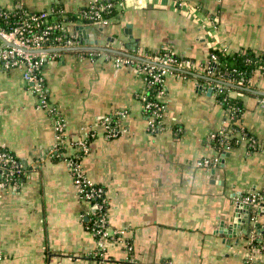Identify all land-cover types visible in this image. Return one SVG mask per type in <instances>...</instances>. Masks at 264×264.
<instances>
[{"label":"crops","instance_id":"1","mask_svg":"<svg viewBox=\"0 0 264 264\" xmlns=\"http://www.w3.org/2000/svg\"><path fill=\"white\" fill-rule=\"evenodd\" d=\"M91 1L0 0V7L60 6L74 14ZM115 1L104 23H65L94 51L48 52L42 69L50 102L67 122L65 156L94 133L82 167L105 187L109 229L120 232L104 264H245L247 240L264 224V71L229 91L241 101L237 123L248 137L220 155L210 135L229 122L230 111L208 82L230 83L207 67L213 49L264 57V0ZM164 49L192 65L165 75L161 127L151 132L144 76L115 58L149 61ZM90 51L97 54H84ZM22 70L0 67V147L26 168L19 188L0 189L1 264H97L87 258L96 248L86 227L89 203L66 161L54 158L52 119ZM113 117L119 135L107 138L105 122ZM215 158L211 167L200 165ZM246 194L260 196L254 219Z\"/></svg>","mask_w":264,"mask_h":264},{"label":"built area","instance_id":"2","mask_svg":"<svg viewBox=\"0 0 264 264\" xmlns=\"http://www.w3.org/2000/svg\"><path fill=\"white\" fill-rule=\"evenodd\" d=\"M117 2L112 0H93L88 5L86 10H78L74 14L78 18L77 22L83 23L85 19L97 20L96 23H104L107 20L105 15L117 9ZM53 11V10H52ZM62 12H64L62 10ZM52 13V12H47ZM47 14H42L40 16H33L32 23L27 20L24 21L23 25L15 28L11 32H5L0 29V67L4 69L10 68H22L23 78L29 84V88L33 91L37 98L38 107L44 109L50 115L55 130V139L51 151L55 154H63L64 161H66L70 173L72 175L73 183L78 190L79 197L89 203L88 212H92L93 218L90 220L87 229L93 234L96 241V248L92 251L93 255L98 256L99 251H103L101 255L104 257V260L100 264H104L106 260V250L108 243L115 241L118 238L120 232H111L109 229V218L108 213L105 211V201L102 200V195L104 190L93 183L90 178H88L82 167V158L76 159L74 155L65 156L64 152H60V146L65 144V130L67 127L66 119L60 115L57 107H55L51 102L48 94L46 80L43 76L42 69L46 62V59L50 57L48 53H42L41 50L44 49H60V48H72V47H81V38L80 36L73 34L68 31L64 23H60V29L63 33L62 36L57 37L59 41L58 45L46 47L44 42L47 39L50 30H44L39 34H34L31 37H24L22 33L29 27L40 26L42 23L47 22ZM8 43H12L9 45ZM91 52V51H90ZM54 54L58 53L57 51L53 52ZM54 57V56H53ZM52 57V58H53ZM214 60L216 57L213 56ZM115 61L117 64H131V58H120L116 57ZM150 63V65L144 68V72L149 74L153 78H157L159 81L162 80V75H166L170 71V67H174L177 63L176 59L173 56L167 55L165 59L158 57L155 61L145 60ZM184 64L188 66L192 65V62L189 60H184ZM161 68H158L156 66ZM216 68V65H213V68ZM151 82L149 83V85ZM238 85L245 86V81L242 78L238 81ZM211 88H216L219 92H222L224 86L223 83H216L211 86ZM145 100L143 95L142 97ZM145 111H152V115L148 116V129L151 132H155L160 129V123H156L157 118H161L164 112V106L159 105L154 102H148L144 105ZM237 110V109H234ZM233 110V111H234ZM231 112V111H230ZM233 117L230 114L229 122ZM226 122L224 127L220 130V134L223 136L227 135V132L231 129ZM113 123V124H112ZM106 126V136L107 138H114L119 135V128L116 125L114 120L107 118L105 122ZM217 131V132H218ZM238 134L242 136L241 132ZM215 132L210 135L211 138H215ZM94 137V133L90 132L86 135L84 140L79 143L78 152H84L86 154L89 150V139ZM243 138H246L245 134ZM78 156V155H77ZM218 162V158L214 160H204L200 162L201 166L211 167L213 164ZM25 165L22 162H19L15 156L10 155L7 152L0 151V178H4V181H0V189L7 187L19 188L21 185L17 182L14 184L11 183L12 176L15 173L19 175L24 173ZM94 200V201H92ZM92 202V203H90ZM260 196L257 194H249L243 197V203L248 205L249 208L253 209L252 219L256 216V209L260 205ZM87 212V213H88ZM262 226V225H261ZM262 232L256 231L251 232L249 239L247 240V256L245 259V264H264V254L261 252L264 251V242H260L255 245L254 241L256 238H262ZM3 260L2 254H0V264ZM97 262V261H96ZM98 264V262H97Z\"/></svg>","mask_w":264,"mask_h":264},{"label":"trees","instance_id":"3","mask_svg":"<svg viewBox=\"0 0 264 264\" xmlns=\"http://www.w3.org/2000/svg\"><path fill=\"white\" fill-rule=\"evenodd\" d=\"M112 1L117 2L115 0H112ZM86 9H88L87 6L80 8V10H86ZM62 10H63V8H61L60 6H54L52 13H47L45 11L27 12L26 9H24V8H15L13 10H10V9L4 8V7H0V29L4 30L5 32H11L15 28L22 26L24 21H26V20L28 22L32 23V21H33L32 17L33 16H40L42 14H47V16H46L47 22L46 23H42V24H40V26L29 27L22 33V35L24 37H31L34 34H39V33L43 32L44 30H50L51 33H49V35L47 36V39L44 42V45L46 47L56 46L59 43V41L57 40V37L63 35V33L59 27L60 23H64V22L67 23L70 21L71 22H74V21L77 22L78 21V18L75 16V14L67 13L64 10H63L64 12H62ZM116 10L117 9L115 8L114 11H112L109 14H106L104 16L105 19L106 20L111 19L114 16ZM96 21L97 20H93V19H91V20L85 19V20H83V24H86V25L95 24ZM84 54L96 55L97 52H84ZM167 55L173 56L176 59L177 63L175 66L182 64L184 60H190V59H187V58H184L181 56H177L176 54H174L170 50H166V49L160 51L159 53H157L155 55H152L151 60L155 61L158 57H160L161 59H165V57ZM213 56L216 57V60H214ZM131 60H132L131 65L135 69H137L139 72H141L144 76V79H145L146 86H145V91L142 94V97H143V95L145 97V100L142 98L143 104L146 105L148 102H154V103H157L159 105L164 106V103L162 101L163 100L162 97L166 93V85H165L166 76L162 75V80L159 81L157 78H153V77L149 76V74L144 72V68H146L150 65L149 62L145 61L143 58H131ZM214 64L216 65V68L214 70H212ZM156 67H157V69L161 68L159 66H156ZM207 68H208V72L213 74L215 77L222 78V79L223 78L229 79V83H230V85H227V84H224L223 82L218 81V80L208 82L211 86L216 84V83H223L224 88H223L222 92H219L216 88H213L212 90H213L215 96L217 97L218 101L221 104H223V106L225 108H228L229 111H231L230 114L233 117V119L230 120V122L228 124V128L230 126L231 129L229 130V132H227L226 136H223V134H220V132L218 131V132H215V134H216L215 138H211V144L217 149L218 153L221 155V153L224 152V150H226V148L235 147L242 140L241 136L238 134V132L241 131V127L238 125L237 122H238V120L242 114L243 106H242L240 100L236 99L235 97H231L229 95V91H231V90H237L238 91L239 88L241 87L240 85H238V81L241 80L242 78L244 79L245 86H246L249 83L250 78L253 76V74L256 70L264 71V57L263 56H256L252 52H242V53L230 54L224 49H213L210 52V63H209ZM150 82H151V84L149 85ZM234 109H237V110H234ZM145 115L147 117L151 116L152 111H150V110L147 112L145 111ZM112 120H114V122H117V117H113ZM160 120H161V118H157L156 123L159 124ZM245 136L248 137L247 133L245 134ZM90 139H92V138H90ZM90 139H89V141H90ZM0 151L1 152H7L10 155L15 156L11 151L7 150L6 148L0 147ZM59 151L60 152L65 151V144L60 146ZM83 153L84 152L76 153L74 155L76 157H74V158L80 159L82 155H85ZM54 158L56 160H63L65 157L63 154L55 153ZM16 159L19 162H22V160L19 159L18 157H16ZM25 175H26V168L24 169V173L21 175H19L18 173H15L12 176L11 183L14 184L15 182H17L21 185L23 183V179H24ZM0 181H4V178H0ZM97 185L100 186L104 190L103 195H102V200L105 201V211L107 212L108 201H107V197H106V189L102 185H99V184H97ZM247 195H249V194H246L245 196H247ZM92 201H94V200H92ZM90 203H92V202H90ZM250 211H251L250 213L252 216L254 213L253 209L250 208ZM87 217H88V221L86 222V227H88L90 220L93 218L92 212H88ZM259 230L263 234L262 235L263 239L256 238L254 241L255 245L259 244L260 242H264V224L262 226L261 225L256 226V228L252 231L256 232ZM99 252L100 253H98V256L93 255V253L91 252L88 254L87 258L89 260L97 261L98 264H100L101 261L104 260V257L101 255V253L103 251L102 252L99 251ZM261 253L264 254V251H262ZM106 260H111V259L106 256Z\"/></svg>","mask_w":264,"mask_h":264},{"label":"water","instance_id":"4","mask_svg":"<svg viewBox=\"0 0 264 264\" xmlns=\"http://www.w3.org/2000/svg\"><path fill=\"white\" fill-rule=\"evenodd\" d=\"M9 45H12V43H8ZM94 49L96 48H86V47H72V48H60V49H44V50H41L42 53H48V52H54V51H66V50H74V51H86V50H91V51H94ZM170 69H175L173 67H170ZM248 208L249 206L246 205Z\"/></svg>","mask_w":264,"mask_h":264}]
</instances>
